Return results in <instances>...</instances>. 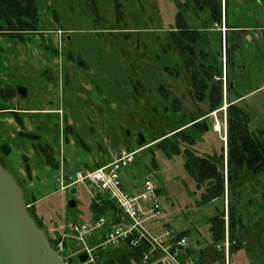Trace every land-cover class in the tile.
Listing matches in <instances>:
<instances>
[{
    "label": "rangeland",
    "instance_id": "rangeland-1",
    "mask_svg": "<svg viewBox=\"0 0 264 264\" xmlns=\"http://www.w3.org/2000/svg\"><path fill=\"white\" fill-rule=\"evenodd\" d=\"M184 1L186 0H121L122 3L126 4L130 14V20L126 28L143 29L153 27L159 29L160 37H163L166 35L168 28L174 26L175 15L178 10L187 19L191 15L192 6L182 4ZM218 2L221 8L222 20H226L228 26H237V28L229 30L223 35L219 31H212L210 38L211 50L217 60L218 69L222 70L221 51L226 49V56L229 57V61L224 66V72L226 71L228 82L231 84L228 96H240L236 99V104L247 114L249 128L262 131L264 141V0H218ZM58 3V6L61 3V10L59 11L63 13V24L66 25L62 27L64 29L62 31L64 41L62 47L66 51L73 49L72 51L75 52L76 49L73 46L75 44L73 40L74 31L70 30V28L76 29L79 27L74 14L75 4L72 0H59ZM78 4L84 13L89 14V9L84 5L83 0H78ZM142 9L145 10L142 12ZM110 12L113 15L112 4ZM204 14H207L205 8ZM87 18L80 20L81 27L90 28L93 25L90 14ZM110 21H113L112 17ZM48 28L51 27L48 25ZM114 34L111 35L109 41L112 42V38H118V40L114 42L115 46L112 47L111 44L108 53L110 54L109 59L106 54H103L104 60L106 58L110 60V65L104 71L105 74L112 78L125 80L124 84L128 87H130L131 82V80H128L129 75L134 74L133 77L139 76L143 81L147 80L148 82L155 80L151 75L154 70L149 65L143 66L141 73L138 75V68L142 65L139 62L149 63L153 61L150 55L149 43L143 48V51H140L139 44H136L138 39L135 41L131 37L129 39L127 36ZM140 34L142 36L146 35L143 32H140ZM66 35H71L69 37L73 41H68ZM152 35L155 38V34L152 33ZM144 36L143 39H145ZM149 40L151 41V37ZM5 41L6 43L9 42L8 40ZM117 41H119L118 45ZM12 45V48L9 46V51L18 49L15 44ZM113 50L115 53H113ZM125 53L131 55V58L128 57V59H131L130 61L139 60V62H136V66L134 64L133 70L135 72L131 69L133 67L131 64L134 62H129L124 56ZM84 57L90 65L88 71H86L87 75L90 74L93 78H91V81L96 82L103 89V83L97 80L96 75L103 69L95 67V61L89 52L84 53ZM25 58H27L25 53H20L19 57H15L17 64L21 63L22 66L20 67L24 69L15 65L11 68V75L13 77L17 76L16 80H24L23 82L28 86V96L25 99L28 102L33 96L35 81L41 80L39 82L44 85V77L40 73L44 68L26 66ZM116 60H119V62L115 63ZM51 69L54 71L55 68ZM61 70L62 73L63 71L66 73L65 81L61 77L63 85L66 87L61 88L59 94L61 101L58 102V108L62 111V124L65 122L72 124L74 133H67L66 139L63 141V135L59 134L57 130L55 134H51L49 131L47 132L49 128L43 126V129L46 130L43 136H46V141L50 140L53 143V147L57 151V160L64 158L67 161L68 170L74 171L87 165L93 166L109 162L121 150L132 151L139 148L133 154L132 161L122 167L119 174L122 185L128 192L139 193L148 180L154 184L155 194H157L156 189L158 190V195H156L158 212L144 222L152 235L156 236L163 244H167L179 234H186L187 247H185L189 250L196 264H199V262L202 264H264V171L252 173L245 168L240 169L233 165L227 167V161L224 159V169L226 173L228 172L230 178L227 182L225 196L200 201L204 185L197 184L190 170L184 165L186 160L184 149L188 147L195 153L211 158L219 167L222 166L220 157L225 149V140H222L220 135L225 137L224 110L216 112L215 115L206 119L208 129L202 133L201 140L190 143L187 139H184L183 134H178L174 136L165 135L166 138L161 137L157 141L147 144L153 137L158 136L166 129L167 123L173 124L178 121L181 118L180 112L169 110L164 113L162 109H159L154 113L149 108L150 101L141 99L139 102L135 96L119 93L121 88H116L111 80L108 88L104 90L106 98L103 99L101 92L98 93V88L90 87L87 82L89 76L88 80L86 77L85 80L77 68L65 66L61 69L58 67L56 69L57 82L60 79ZM71 71H73V77ZM8 81L9 79L0 80L2 83H8ZM53 84L56 85L55 79ZM57 86H59L58 83ZM47 87L49 88L48 85ZM226 95L224 90V100H226ZM184 100L185 105L190 106L185 96ZM29 102L32 104L35 101L31 100ZM135 107H137L136 110ZM141 108L143 109L141 110ZM33 116L37 117L38 115ZM7 118L4 116L0 124V159L3 162L2 166L14 176L23 189L26 203L28 202L30 205V197L27 194L30 183L23 185L19 178L20 173H24V175L31 173L30 166H28L29 172H26L25 169L28 168L23 166L25 162L21 158V152L24 153L25 140L17 136L16 128L11 123L9 126L6 125L3 120H7ZM166 118L169 122L163 121ZM215 118L220 123V133L213 131L211 128ZM18 130L20 129L18 128ZM75 132L83 140L84 147L79 144L80 142H77ZM138 133H142L145 139V145L142 148L136 143ZM197 137H199L198 134ZM31 160H33L31 161L32 168L36 170L33 173L39 176V179L32 180V189L34 188L35 195H38L37 199L41 198L34 207L37 210L36 215L40 217L43 214L46 217L45 225H43L47 232L46 235L53 236L57 233V227H59L55 223L57 222L55 212L56 209H59L61 201H67V193L54 191L58 188L55 179L57 168L36 163L37 161L32 156ZM19 169L22 172H19ZM46 194L49 195L46 197ZM73 198L76 201L75 206L65 208L66 211H63L60 207V210H62L60 211L61 218L66 214L67 217L77 218L80 221L85 220L87 218L85 214L90 212L91 199L88 192L82 185H78V192L73 195ZM227 203L231 205V210L235 214L234 236L240 244L234 249H231L230 244L227 262H225L224 254L216 249V244L221 243L222 240L218 243L214 240L210 231V217L217 214V210L224 211L226 217L224 226L227 225L228 227ZM51 211L53 214L50 213ZM51 216L53 219L49 220L48 218ZM59 229L61 230V228ZM227 235L231 241L229 232H227ZM69 243L70 252L79 249V243ZM161 261L167 262L168 258L159 251L157 256H151L145 262L131 258L129 264H159ZM77 262V258H74L73 263L76 264Z\"/></svg>",
    "mask_w": 264,
    "mask_h": 264
},
{
    "label": "flooded vegetation",
    "instance_id": "flooded-vegetation-1",
    "mask_svg": "<svg viewBox=\"0 0 264 264\" xmlns=\"http://www.w3.org/2000/svg\"><path fill=\"white\" fill-rule=\"evenodd\" d=\"M59 0H0V80L9 79L8 83L0 82V124L4 116L8 117L7 120H3L6 122V125L9 126L10 123L16 128L18 133L17 136L22 137L25 140L24 148L26 153L21 152L22 161L25 162V165L29 166V162L27 161V155L29 154V158L31 156L34 160L38 163H44L46 158L50 159L51 161L57 162L56 153L57 151L53 147V143L50 140L46 141L44 133H46L43 126L49 128L47 132L51 134H55L56 130L59 134L63 135V141L66 139L67 133H74V128L70 123H64L62 119V111L58 108L61 99H59V94L61 92V88L66 87L63 85V80L61 77L66 79V73L62 70L59 75V81L57 82V71L56 69L60 67L69 66L71 68H77L81 75L87 78L89 76V81H87L90 87L98 88V93L101 92L103 99L106 98L105 89L108 88L109 81L111 80L112 83L116 84V88H121V90H127L129 93L135 92V94H140L141 91H145L148 89V83L150 84L151 91L150 94L153 96V107L155 110H152L154 113L157 110L162 109L161 106L158 104V100L162 97L160 96L159 92L157 91V87L161 84L165 87L167 91V99H166V106L167 109H162L164 113L168 112L169 110L179 111V103L178 101L171 95L172 92L170 91L169 82L174 79L178 78V67L176 68L173 66L174 62H171V57L166 51L168 48V43L162 46L160 49L159 54H154L156 44L155 42L151 43L149 38L151 37L152 41L154 37L152 33L155 34L156 28H143V29H132L126 28L127 23L129 22V13L128 9L126 8V4L122 3L121 0H83L84 5H86L89 9V14L93 19V25L90 28H83L81 27L80 20L82 18H87L89 14L86 12L84 13L78 4V0H72L75 4V11L74 14L76 15V21L79 24V27L76 29L70 28L71 31H74V38L75 44H73L76 51H72L68 49L67 51L63 49V34L62 31L64 29L63 26V13H61L60 5L58 6ZM111 2V3H110ZM112 4V11L113 15L110 12V6ZM59 7V8H58ZM145 9H142V12ZM146 12V11H145ZM62 17V18H61ZM80 17V18H79ZM112 17L113 21H110ZM89 18V17H88ZM87 18V19H88ZM48 25L51 28H48ZM94 26V27H93ZM118 36H127L134 39H138L136 44H139L140 51H143V48L150 46V55L153 61L151 62H139V60L135 59L130 61L128 57L131 58V52L125 53L124 56L132 62L134 66L137 65L136 62L141 64L147 63L149 66H156L152 67L154 73L151 75L155 80L152 82H148L147 80L143 81L141 77H131L129 75L130 87L127 85L125 86L123 79L119 80L117 78H112L109 75L105 74V69H107L108 65H110V60L107 58L104 60L103 54H106L109 59V50L115 46L114 42L118 40V38H112L113 43L109 41V38L114 33ZM142 33H146L143 39ZM114 34V35H115ZM151 35V36H150ZM68 41H73L70 39L69 36L66 35ZM156 36V35H155ZM168 40H170L169 35H167ZM5 40L9 42L6 43ZM166 38L164 39L165 42ZM171 42V40H170ZM10 43V44H9ZM119 41H117L118 45ZM12 44L18 47L16 50L9 51V46L12 48ZM172 46V42L170 43ZM169 45V47H171ZM174 46V45H173ZM7 47V49H6ZM175 47V46H174ZM201 48L195 46L194 50H192L191 54H187L186 57H182L180 54V58L182 61V68L187 72V66L185 63H193L197 65L202 60L200 59V52ZM179 51V50H178ZM89 52L91 57L95 61V67H101L103 70L97 73V80L103 83L104 88L102 89L99 84L94 81H91L90 74L87 75L90 65L88 61L85 60L84 53ZM20 53H25L27 58H25L26 66L32 67H41L44 68L40 73L43 74L44 77V85L42 82L35 81L33 86V96L30 98L29 101H35L34 103L30 104V102H26L25 99L28 96V86L23 82L24 80H16L17 76L11 75V68L15 65L19 68L24 69L22 64H17L15 57H19ZM113 53L115 51L113 50ZM180 53V52H179ZM14 54V55H12ZM53 58V60H52ZM135 58V57H134ZM186 61H185V60ZM6 60H8L6 62ZM119 60L115 61L118 63ZM126 62V61H125ZM100 64L99 66H97ZM227 64V62H226ZM19 65V66H18ZM118 65V64H117ZM217 65V64H216ZM167 67V70H164V67ZM218 66V65H217ZM223 69L220 70L219 75H214L213 78L215 80H220L222 83L223 88V97H224V90L227 91L230 88V83L226 78V71L224 72V65H221ZM119 68H121L118 65ZM190 67L199 70L198 68ZM51 68H55L52 71ZM73 77V71H71ZM133 74V73H132ZM29 75V73H28ZM144 77V76H143ZM55 79V84L53 81ZM93 79V78H92ZM190 79V77H189ZM138 81L141 85L137 89L134 88V82ZM38 82V83H37ZM57 83L59 86H57ZM49 86V88L47 87ZM35 87V88H34ZM12 88L15 92L12 94L8 89ZM133 88V89H132ZM49 89V90H48ZM131 93V94H132ZM133 96V94H132ZM184 96L187 98L189 103L193 102H205V100H198L194 95V90L192 88L191 79H190V89ZM49 97V98H48ZM240 97V96H239ZM237 97V98H239ZM62 98V97H61ZM184 98V97H183ZM177 102V109L175 108V102ZM193 100V102H192ZM222 99V106L214 111L208 112L212 115H215L216 112H224V116H226V107L228 102L223 104ZM191 101V102H190ZM236 103V101H231ZM46 106V107H45ZM61 107V104H60ZM207 107V105H206ZM186 112L180 113L179 115L181 118L174 122L173 124L167 123L165 131H168L166 135H178V134H187L188 137L195 140H201L202 133L207 131L208 129V121L209 118L208 114L203 115L202 117H193L191 115L185 114ZM196 113V112H195ZM33 115H38L34 117ZM210 115V116H212ZM164 122H169L166 118L163 120ZM199 123L201 127H196L195 124ZM226 124V119H225ZM249 126V125H248ZM27 127V128H26ZM18 128L20 130H18ZM211 128L213 131L220 133V123L215 118V121L212 122ZM255 130L260 133L262 139V131L259 129H251ZM188 131V133H187ZM58 134V135H59ZM197 134L199 137H197ZM163 135L162 137H164ZM2 138V137H1ZM222 140H226V130H225V137L220 135ZM184 139H186L184 137ZM263 140V139H262ZM157 141V140H156ZM190 142V141H189ZM225 147V144H224ZM226 148L224 149V158L226 160ZM33 161V160H32ZM227 161V160H226ZM1 164L3 163L0 159ZM228 165V162H226ZM224 166V165H223ZM228 167V166H227ZM242 169V168H241ZM26 170V169H25ZM225 171V169H224ZM28 172V171H26ZM251 172V171H250ZM226 173V172H225ZM253 173V172H252ZM227 174V173H226ZM227 186V184H226ZM225 186V194L227 187ZM224 194V196H225ZM226 212L228 213V203L226 207Z\"/></svg>",
    "mask_w": 264,
    "mask_h": 264
},
{
    "label": "trees",
    "instance_id": "trees-1",
    "mask_svg": "<svg viewBox=\"0 0 264 264\" xmlns=\"http://www.w3.org/2000/svg\"><path fill=\"white\" fill-rule=\"evenodd\" d=\"M189 3V4H187ZM182 4L192 6L190 14L192 13L196 18L188 16V19L181 14L180 10L175 15L174 29L169 33L172 44L179 50L182 57H186L195 48V43L199 40L198 28L209 27L214 23H220L222 20L221 8L218 0H186ZM204 8L207 14H204ZM190 9V8H188ZM203 15V17H202ZM200 21L201 26H198ZM202 49V48H201ZM209 53L204 52L202 49L200 52V59L202 60L197 65L193 63H185L189 77L191 79L194 95L198 100H205L208 112L219 109L222 106L223 88L220 80H215L214 75H219L220 70L215 61H210ZM185 60V59H184ZM186 61V60H185ZM198 68L195 70L190 67ZM167 70V67H164ZM112 83V82H111ZM114 84V83H113ZM134 88L140 87V83L135 81ZM116 86V84H114ZM148 90L151 91V86L148 83ZM119 89V88H118ZM157 91L162 97L158 100V104L162 109H167L166 99L167 91L163 85L157 87ZM119 93H126L128 96L132 95L127 90H121ZM132 98V96H131ZM175 102V108L177 109V102ZM164 103V104H163ZM152 110L155 108L152 106ZM226 160L229 165H233L237 168H245L253 173H260L264 171V141L261 139L259 132L251 130L248 126V117L245 111L240 108L236 103L229 101L226 107ZM196 127H201L199 123L195 124ZM202 128V127H201ZM190 143L193 139L184 134ZM166 138V137H164ZM186 160L184 165L190 170L194 176L197 184L204 185V191L200 201L213 199L219 196H224L225 186L229 181V174L224 171V166H218V164L211 158L195 153L190 148L184 149ZM221 159L224 158V152L221 154ZM92 168V167H89ZM100 202H90L91 218L95 219L102 215L106 218V223L101 229L96 230L88 239L90 246H96L98 243L106 239V234L110 231V224L116 221V215L120 212L117 204L108 198L105 194H100ZM28 203V202H27ZM64 208H69L67 202L64 204ZM28 211L36 221L37 225L44 229L46 218L44 216L38 217L34 206L29 205ZM228 216L229 226L227 228L230 239L231 249L239 246V240L234 236V222L235 214L231 210V205L228 204ZM76 219V218H75ZM234 219V220H233ZM52 220V218H50ZM55 220V219H54ZM210 231L213 234L215 241L223 240L224 238V211L217 210V214L210 217ZM54 223V221H53ZM52 223V224H53ZM45 233L46 230L44 229ZM98 234V235H97ZM183 234H179L175 239L181 237ZM58 232L53 236L47 235L50 244L55 248V242L57 240ZM136 234L130 235L128 238L120 241L117 245H109L104 248L96 247L92 253V260L86 261L82 264H129V260L133 258L136 261H142L143 255L149 252L150 245L143 239H138L135 244L130 243V238L135 237ZM216 242V243H217ZM66 244V243H65ZM67 245V244H66ZM108 251V252H107ZM159 251L154 250L150 253L147 260L157 256ZM179 259L185 260V254L179 253ZM76 259V258H75ZM70 262H74V258H69ZM143 262V261H142ZM79 263V262H77ZM81 264V263H79ZM159 264H171L167 262H159ZM196 264V261H195Z\"/></svg>",
    "mask_w": 264,
    "mask_h": 264
},
{
    "label": "built area",
    "instance_id": "built-area-1",
    "mask_svg": "<svg viewBox=\"0 0 264 264\" xmlns=\"http://www.w3.org/2000/svg\"><path fill=\"white\" fill-rule=\"evenodd\" d=\"M134 152L121 151L110 162L93 168L83 167L70 171L63 163H60L57 167L55 179L58 188L55 189L56 191H68L69 187L74 185L77 193L78 185H82L94 203H99V195L105 194L117 204L120 210L116 215L117 220L109 225L110 231L106 234V239L96 246H90L88 239L96 230L104 226L106 223L104 216L100 215L87 222L70 219L60 225L61 230L59 229L60 233L57 236L54 249L60 255L64 264H74L70 262L69 258H77V255L81 252L87 253L86 261L92 260V253L96 247L104 248L109 245H117L120 241L134 234L136 236L130 238V243L135 244L141 238L150 245L149 252L143 255V262L147 260L151 252L159 250L167 256L171 264H195V260L191 257H187L183 261L178 257L180 250L187 245L186 236H181L175 241L163 244L144 225L147 218L158 212L154 184L149 180L146 181L143 189L136 194L128 192L123 187L119 171L132 161ZM27 205L29 206V204ZM227 232L226 225L222 242L216 244V249L224 254L225 262H227L229 247L232 242L229 240ZM69 242L79 243V249L70 252Z\"/></svg>",
    "mask_w": 264,
    "mask_h": 264
},
{
    "label": "water",
    "instance_id": "water-1",
    "mask_svg": "<svg viewBox=\"0 0 264 264\" xmlns=\"http://www.w3.org/2000/svg\"><path fill=\"white\" fill-rule=\"evenodd\" d=\"M12 94L14 89H8ZM136 143L145 145L142 133ZM69 208L75 206L76 186L69 187ZM79 262L87 260V253L77 255ZM0 264H64L49 239L27 209L24 191L14 176L0 163Z\"/></svg>",
    "mask_w": 264,
    "mask_h": 264
},
{
    "label": "crops",
    "instance_id": "crops-1",
    "mask_svg": "<svg viewBox=\"0 0 264 264\" xmlns=\"http://www.w3.org/2000/svg\"><path fill=\"white\" fill-rule=\"evenodd\" d=\"M190 17H193V18H196V16H194L192 13H191V15H190ZM202 17H203V15H202ZM227 21L225 20V21H223V20H221V22L220 23H214V24H212L211 26H209V27H202V28H198V31H199V36H200V38H199V40L195 43V46L196 47H198V48H202L203 50H204V52H208L209 53V58L208 59H210V61H212V60H214L215 61V63L217 64V60L215 59V57H214V55H213V51L211 50V40H210V38H211V33H212V31L213 32H215V31H219L220 33H221V35H223V34H226L229 30H234V29H236L237 28V26H228L227 24ZM198 26H201V24H200V21H198ZM157 29V28H156ZM171 31H175V29H174V26H171V27H169L168 28V30H167V32H166V37L165 36H163V37H160L161 35H160V31H159V29H157V30H155V38H154V40L155 41H152L151 40V43H152V45H153V43L155 42V44H156V47H155V50L156 51H154V54L156 55V54H159V52H160V49L162 48V46L163 45H165L166 43H168V48H167V52H168V54L170 55V57H171V62L173 63L174 62V64H173V66H175L177 69H178V78L177 79H174V80H172V81H166L167 83L169 82V84H170V87H169V89H170V91L172 92V96L178 101V103H179V111L178 112H180V113H183V112H186L185 114H188V115H191V116H193V117H202L203 115H205V114H208L209 116L210 115H212L211 113H208V110H207V107H206V105H205V102H193V103H190V106H188V105H185V100H184V94H185V92L187 93L188 91H189V89H190V79H189V75L187 74V72L182 68V61H181V58H180V53H179V51H178V49L176 48V47H174L173 45L171 46L170 45V40H168V38H167V35H169V33L171 32ZM166 38V40H165V42H164V39ZM169 45L171 46V47H169ZM221 53H222V57H221V65L223 64L224 65V61H225V64H226V62L228 63V61H229V57L228 56H226V49H225V51L223 50V51H221ZM145 65H148L147 63H145V64H142V65H140V67L138 68L139 70H138V75L141 73V69L143 68V66H145ZM154 66H156L157 68H158V66L157 65H154ZM154 66H152V67H154ZM130 67H131V65H130ZM135 66H133V67H131V69L133 70V68H134ZM134 71V70H133ZM135 72V71H134ZM96 75H97V73H96ZM134 75V74H133ZM133 75H131V76H133ZM82 77H84V75H81ZM131 76H130V78H131ZM136 78H137V76H135ZM133 78V77H132ZM226 78H227V75H226ZM84 79H85V77H84ZM137 79H139V78H137ZM86 80V79H85ZM71 81V80H70ZM82 82H84L83 80H82ZM152 82V81H151ZM70 83H72V82H70ZM85 83H86V81H85ZM230 87H231V84H230ZM133 89V88H132ZM226 100H223V104H225V103H227V102H229V101H236V99H237V97H229L228 96V94H229V88H228V90L226 91ZM133 96H135V98L139 101H141V99L143 100H145V101H150L149 103H150V105H149V108H150V110L152 111V106H153V96L150 94V92H149V90L148 89H146L145 91H141L140 92V94H135V92L133 91ZM145 96H147V97H145ZM139 101V102H140ZM110 103V102H109ZM145 103V102H144ZM112 104H114V103H112ZM140 104V106H142L141 105V103H139ZM136 108L137 107H135V110H136ZM148 108V107H147ZM125 109V108H124ZM143 108H141V110H142ZM145 110V109H144ZM196 112V113H195ZM75 120H76V122H77V119L75 118ZM91 130H94L93 128H90ZM168 133V131H163V132H161V134H159L158 136H155V137H153L149 142H147V144L148 143H153V142H155L156 140H158V139H160L163 135H166ZM75 138L77 139V142H80L79 144L80 145H82L83 147L85 146V144H84V142H83V140L80 138V136L78 135V133L77 132H75ZM140 148H142V147H140ZM25 149L26 148H24V153H26V151H25ZM137 150H139V148H137V149H135V150H132V151H137ZM121 151H124V150H121ZM120 151V152H121ZM120 152H118V153H120ZM126 152H128V151H126ZM134 152V153H135ZM27 158H28V162H29V166H30V169H31V173H28V174H26V175H24V173H20V181H21V183L23 184V185H26V184H28V183H30L29 184V186L30 187H28V192H27V194H29V197H30V205L31 206H34L35 207V205H36V203L39 201V199H41V198H38L37 199V196L38 195H35V191H34V188L32 189V180L34 179H39V176L36 174V173H33V171H36V170H34L33 168H32V165H31V158H29V154L27 155ZM112 160V159H111ZM110 160V161H111ZM109 161V162H110ZM67 161L64 159V158H62V159H59L57 162H54V161H51L50 159H48V158H46V160H45V162L44 163H41L42 165H44V166H46V167H54L55 169L59 166V164L60 163H63V164H65V165H67V163H66ZM36 163H38V162H36ZM106 163H108V162H106ZM106 163H103V164H106ZM103 164H97V165H87V164H84V165H87V166H84V167H97V166H100V165H103ZM128 164V163H127ZM24 167H26L27 166V168H28V165H23ZM67 168H68V165H67ZM20 171L19 172H22L21 171V169H19ZM26 171H28L29 172V168L28 169H26ZM27 181V182H26ZM36 190V189H35ZM55 192H65V193H67V198H66V200L68 201V199L69 198H71L72 196H70V194H69V192L68 191H56V190H54ZM130 193H132V192H130ZM156 195H158V190L156 189ZM49 194H46L45 196L47 197ZM63 200V199H62ZM66 201V202H67ZM66 202H63V201H61V203H59V206L61 207V209L63 210V211H66V209L64 208V204L66 203ZM156 204H157V202H156ZM76 205V204H75ZM60 207H59V209H56V219H57V222H55V223H57V225H59V227H60V225H62L65 221H68V220H70V219H75V218H72V217H67V215L65 214L64 215V217L63 218H61V215H60V211H62V210H60ZM90 208V207H89ZM51 209H53V208H51ZM35 211H36V213H37V210L35 209ZM53 211V210H52ZM52 211L50 212L51 214H53L52 213ZM58 213V214H57ZM86 213V212H85ZM42 216H43V214H41ZM85 215H87V218L85 219V220H81V221H83V222H87V221H91L92 220V218H91V213L89 212L88 214L86 213ZM45 217V216H44ZM46 218V217H45ZM50 218H52V216L51 217H49L48 219L50 220ZM53 219V218H52ZM56 219L54 220V221H56ZM77 219V218H76ZM78 220V219H77ZM59 223V224H58ZM56 226V225H55ZM59 227H57L58 228V235H59V233H60V230H59ZM182 236H186L187 237V235L186 234H183ZM176 240V239H175ZM175 240H173V241H175ZM218 243V242H217ZM187 247V246H186ZM186 247L184 248V249H182V250H180V251H182L181 253H183L184 252V254H185V257L184 258H187V257H191L192 258V255L189 253V250L188 249H186ZM199 264H202L201 262H199Z\"/></svg>",
    "mask_w": 264,
    "mask_h": 264
}]
</instances>
